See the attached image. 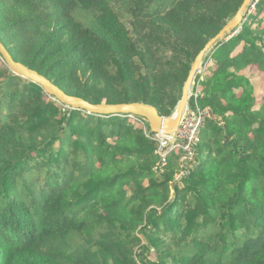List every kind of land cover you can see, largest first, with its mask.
<instances>
[{
	"label": "trees",
	"instance_id": "1",
	"mask_svg": "<svg viewBox=\"0 0 264 264\" xmlns=\"http://www.w3.org/2000/svg\"><path fill=\"white\" fill-rule=\"evenodd\" d=\"M243 1L125 0L132 38L113 0H0V41L66 95L170 118L196 56ZM255 8L204 59L188 106L223 124L204 123L191 163L172 152L161 167L135 123L72 110L0 69V264H264V94L253 110L243 73L264 92V0ZM76 11L93 14L83 25Z\"/></svg>",
	"mask_w": 264,
	"mask_h": 264
},
{
	"label": "water",
	"instance_id": "2",
	"mask_svg": "<svg viewBox=\"0 0 264 264\" xmlns=\"http://www.w3.org/2000/svg\"><path fill=\"white\" fill-rule=\"evenodd\" d=\"M251 4L252 0H244L235 17L227 25H225L215 37L210 39L196 56L190 68L187 79L183 85L181 99L176 107L175 112L170 118H163L159 116L158 112L153 106L143 103L92 105L78 97L66 95L45 77L20 63L15 62L5 47L2 45L1 41L0 59L12 74L40 86L47 95L53 97L65 107H68L72 110H85L88 113L105 116L133 115L146 120L152 133L164 131V133L172 135L176 133L179 127L183 112L186 109L189 101L190 90L195 75L201 68L206 54H208L210 50L219 42L225 40L238 31V28H240L245 17L251 14L249 12L251 10Z\"/></svg>",
	"mask_w": 264,
	"mask_h": 264
},
{
	"label": "rangeland",
	"instance_id": "3",
	"mask_svg": "<svg viewBox=\"0 0 264 264\" xmlns=\"http://www.w3.org/2000/svg\"><path fill=\"white\" fill-rule=\"evenodd\" d=\"M114 3L111 4V9L114 13H116L118 16H119V19H121V23H123V25L129 30V34L132 38H136V34L135 32L137 31V29H135L132 25V22H131V19L129 16H127L125 14V9H126V6H125V0H113ZM261 2V1H260ZM259 3V2H258ZM258 3H255L254 1H252V4H251V10L249 11L251 13V15L256 11V8L255 6L258 4ZM168 8V7H167ZM92 14L93 12L92 11H76V13L74 14V18L76 17V20L81 22L83 25H86V23L89 22L90 18L92 17ZM249 16V15H248ZM247 16V17H248ZM261 16L264 17V15L262 14L261 12ZM245 17V19L247 18ZM244 19V20H245ZM238 34V32H235L233 35H231L230 37L226 38L225 41H227L228 39H230L231 37H234ZM167 38V37H166ZM224 41V40H223ZM165 45H166V50L167 51H170V48H171V43L168 39L165 40ZM171 54L170 53H167L166 55H164V57H169ZM207 55V54H206ZM206 57V56H205ZM205 59V58H204ZM209 59H206V61L203 60V66H201L200 70L198 71V73L196 75L199 74V81H195L194 79V82L192 84V87H191V90H190V96H189V99H191L192 97L194 99H197L199 96H200V93H201V90H202V87H201V82L203 81V79L206 77V76H209V74L207 73V65L209 64ZM172 64V63H171ZM136 65L138 66V68L140 69L141 66L139 65L138 62H136ZM0 69H3V73L2 75H5V69L7 70L6 66L4 65V63L2 62V60L0 59ZM166 67L162 69V72H165L166 71ZM161 71H158V73H160ZM161 72V73H162ZM243 73L247 74L248 78L250 79L251 83H252V86L254 88V91L252 93V95H254L255 97V106H254V109L253 110H258L259 107L261 106L260 105V101L263 97V86L262 84L259 83V79H258V76L257 75H253L251 76L250 72L248 71H243ZM165 74H162L160 76H163ZM196 77V76H195ZM251 95V96H252ZM189 102V101H188ZM189 107V106H188ZM208 108V107H207ZM209 109V108H208ZM188 110L190 111H194L192 110L191 108H189ZM213 120L216 121L217 123V126H221L223 124L222 120L220 118H216L215 116H213ZM121 118V117H120ZM167 118V117H166ZM124 119V118H122ZM126 120L127 122H124V123H135L136 125H138L140 127V129L143 131V134L144 136L146 137L145 135V132L148 133L150 132V128H149V124L147 122H144L143 120L141 119H136V118H132L130 117L129 119H124ZM147 138V137H146ZM150 140V139H149ZM184 175V172H176L174 173V176H173V182H177L179 181L182 176ZM145 183V182H144ZM170 188V187H169ZM172 192H170V195H172ZM192 200V198H191ZM182 223H184V221H182ZM204 232L211 238L213 236H218L217 233H216V225H213V224H210L208 225L205 229H204ZM184 243V242H183ZM141 245H145V243H142ZM174 247V246H173ZM172 247V248H173ZM136 250V249H135ZM152 257L154 256L153 254L151 255ZM149 259H147V261L149 263H153L151 257H148ZM156 260V258H155ZM136 262L137 264H141L137 261L136 259Z\"/></svg>",
	"mask_w": 264,
	"mask_h": 264
},
{
	"label": "built area",
	"instance_id": "4",
	"mask_svg": "<svg viewBox=\"0 0 264 264\" xmlns=\"http://www.w3.org/2000/svg\"><path fill=\"white\" fill-rule=\"evenodd\" d=\"M253 1L258 3L262 0ZM188 109L187 105L176 133L169 135L164 131L155 134L145 132L146 137L155 143L156 154L160 158L161 167L166 165L167 157L172 152L184 153L181 160L191 163L194 159V147L199 142L202 126L206 121L214 118L210 108L201 109L196 105L195 109H192L194 111Z\"/></svg>",
	"mask_w": 264,
	"mask_h": 264
},
{
	"label": "clouds",
	"instance_id": "5",
	"mask_svg": "<svg viewBox=\"0 0 264 264\" xmlns=\"http://www.w3.org/2000/svg\"><path fill=\"white\" fill-rule=\"evenodd\" d=\"M253 1V0H252ZM200 70V69H199ZM198 73V72H197ZM196 76V75H195ZM195 79V78H194ZM194 82V81H193ZM188 105V104H187ZM121 118H124V119H129V117H133V118H137V119H141L143 120L144 122H147L146 120H144L143 118H140V117H136V116H133V115H120ZM150 133L151 134H155V133H152L151 130H150Z\"/></svg>",
	"mask_w": 264,
	"mask_h": 264
}]
</instances>
